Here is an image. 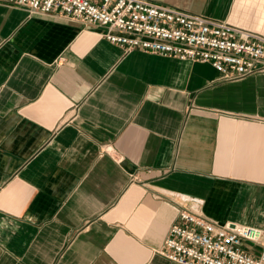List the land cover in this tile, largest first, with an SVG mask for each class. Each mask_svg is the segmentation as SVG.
Here are the masks:
<instances>
[{"label":"crops","instance_id":"1","mask_svg":"<svg viewBox=\"0 0 264 264\" xmlns=\"http://www.w3.org/2000/svg\"><path fill=\"white\" fill-rule=\"evenodd\" d=\"M153 1L264 35V0ZM104 31L0 0V264H179L186 208L264 231V73Z\"/></svg>","mask_w":264,"mask_h":264},{"label":"built area","instance_id":"2","mask_svg":"<svg viewBox=\"0 0 264 264\" xmlns=\"http://www.w3.org/2000/svg\"><path fill=\"white\" fill-rule=\"evenodd\" d=\"M32 13L54 14L105 29L125 50L210 63L224 80L264 73V35L228 21L153 0H10ZM114 153L111 147L106 148ZM116 158V157H114ZM118 158V157H117ZM264 231L214 221L181 209L161 253L179 264H264ZM262 245L259 254L244 247Z\"/></svg>","mask_w":264,"mask_h":264}]
</instances>
